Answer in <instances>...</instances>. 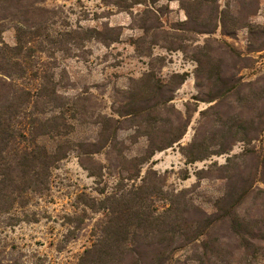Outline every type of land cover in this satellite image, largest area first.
<instances>
[{
  "label": "trees",
  "instance_id": "obj_1",
  "mask_svg": "<svg viewBox=\"0 0 264 264\" xmlns=\"http://www.w3.org/2000/svg\"><path fill=\"white\" fill-rule=\"evenodd\" d=\"M44 2L0 0V217L23 207L30 193H45L51 171L75 151L90 176L101 178L103 169L111 168L120 177L112 192L85 203L104 214L76 264H264V68L254 78L241 74L255 66L253 53L264 52V24L250 21L259 0H188L181 28L165 32L166 49L187 53L185 41L193 34L219 30L233 38L247 29L245 53L213 37L193 48L197 93L184 112L173 100L187 74L163 82L151 67L117 91L110 114L90 106L89 96L63 93L54 69L57 53L72 57L86 42L112 43L118 39L115 29L59 27L56 9ZM142 28L145 37L134 42L137 51L140 39L159 26L151 21ZM8 29L14 30L13 44L3 38ZM144 55L152 57L150 50ZM199 103L206 106L198 110ZM196 111L192 138L182 144ZM83 123L93 127V138L72 139ZM44 138H51L52 146ZM140 139L142 150L129 155L127 143ZM239 143L242 150L230 154ZM173 146L186 164L230 154L223 164L195 171L193 187L204 179L222 183L211 211L189 188L164 192L151 170L135 182L156 152ZM187 178L185 170L182 179ZM0 264L16 263L0 259Z\"/></svg>",
  "mask_w": 264,
  "mask_h": 264
},
{
  "label": "rangeland",
  "instance_id": "obj_2",
  "mask_svg": "<svg viewBox=\"0 0 264 264\" xmlns=\"http://www.w3.org/2000/svg\"><path fill=\"white\" fill-rule=\"evenodd\" d=\"M220 3L223 4V0ZM44 5L56 9L59 27L68 24L71 28L115 29L118 39L112 43L86 42L72 57L57 53L58 67L54 69V78L63 93L69 97L79 93L89 96L88 104L107 114L112 113L113 103L118 98L117 91L126 89L131 79L140 78L151 67L163 82L173 74H187L173 100L175 107L184 112L185 103L197 93V63L191 57L193 48L202 45L207 37L225 39L244 53L247 48V29H241L233 38L222 36L219 30L212 35L193 34L185 41L189 46L187 53L166 49L165 32L172 33L181 28L187 18L185 8L188 0H45ZM151 21H155L159 29L150 31L146 40L140 39L137 51L134 42L145 37L142 27ZM250 21L264 24V0H259L257 12L250 17ZM153 33L154 37L150 36ZM3 38L13 44L14 30H6ZM154 40L157 44H152ZM148 50L152 57L144 55ZM253 56L257 60L255 66L241 71L245 79L254 78L264 68V52L253 53ZM155 57H162L163 62L153 60ZM205 106V103H199L198 110ZM198 118L199 112L196 111L180 141L182 144L191 140ZM93 130L89 123H83L76 126L75 133L70 137L75 140L91 139ZM44 139L47 145L54 143L51 138ZM144 145V139L134 145L127 143V153L136 155ZM241 150L239 143L230 154ZM230 154L213 155L203 161L186 164L179 147L173 146L156 152L141 167L140 177L135 182L139 183L151 170L164 192L189 188L195 201L211 211L212 202L221 193L222 183L220 180L204 179L198 187H193L197 182L195 171L213 162L223 164ZM96 158L105 162L103 155ZM185 170L189 172V178L182 179ZM119 178L111 168H104L101 178L90 176L80 166L75 151H71L51 171L45 193H30L23 207L12 209L9 214L0 217V259H10L16 264H76L80 254L92 243L94 228L104 214L103 211H91L85 203L90 198L101 199L112 192ZM101 191L104 193L101 194ZM158 204L163 203L159 201ZM178 255L184 260V252Z\"/></svg>",
  "mask_w": 264,
  "mask_h": 264
}]
</instances>
